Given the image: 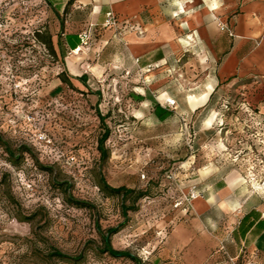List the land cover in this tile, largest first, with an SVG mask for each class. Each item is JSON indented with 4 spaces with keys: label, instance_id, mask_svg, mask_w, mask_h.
Here are the masks:
<instances>
[{
    "label": "rangeland",
    "instance_id": "374dc122",
    "mask_svg": "<svg viewBox=\"0 0 264 264\" xmlns=\"http://www.w3.org/2000/svg\"><path fill=\"white\" fill-rule=\"evenodd\" d=\"M67 21L46 0H0V264H264L261 248H233L236 220L206 237L195 211L203 189L233 177L234 198L264 218V75L212 88L190 48L145 66L100 26L64 55ZM110 229L132 259L105 252Z\"/></svg>",
    "mask_w": 264,
    "mask_h": 264
},
{
    "label": "crops",
    "instance_id": "0c3cea01",
    "mask_svg": "<svg viewBox=\"0 0 264 264\" xmlns=\"http://www.w3.org/2000/svg\"><path fill=\"white\" fill-rule=\"evenodd\" d=\"M46 1L58 13L67 12V23L71 22L75 28L65 30L58 38L64 55L77 49L79 54L84 28L89 25L101 27L107 13L114 12L121 20L135 23L123 38L130 61L140 57L145 66L168 62L172 65L186 46L201 58L202 66L214 73L216 83L209 85L212 88L224 80H234L253 72L264 75V0ZM212 94L213 91L203 104L211 100ZM235 184L236 180L229 177L202 190L205 196L196 200L195 211L204 216V227L197 223L198 228L208 237L209 229L216 226L213 228H217V235H222L228 232L227 225L231 226L236 220L238 224L232 228L230 237L233 248L250 247L252 251L261 248L264 251V232L254 239L255 224L264 218L258 208H249L250 197L240 201L234 198ZM239 210L241 216L237 219L233 214ZM213 214L216 220L212 219ZM194 248L200 256L208 254L201 244Z\"/></svg>",
    "mask_w": 264,
    "mask_h": 264
},
{
    "label": "built area",
    "instance_id": "2783aa9c",
    "mask_svg": "<svg viewBox=\"0 0 264 264\" xmlns=\"http://www.w3.org/2000/svg\"><path fill=\"white\" fill-rule=\"evenodd\" d=\"M134 22L132 20H121L114 12H109L106 15L104 23L101 25V28L110 29L115 32L118 31L120 35H124L127 30H130L134 27ZM96 26H92L88 30L82 31L80 35L81 45L87 46L89 41L92 39L93 33ZM163 107L165 109H176L178 107L177 101L172 97H167L164 101Z\"/></svg>",
    "mask_w": 264,
    "mask_h": 264
},
{
    "label": "trees",
    "instance_id": "16d2710c",
    "mask_svg": "<svg viewBox=\"0 0 264 264\" xmlns=\"http://www.w3.org/2000/svg\"><path fill=\"white\" fill-rule=\"evenodd\" d=\"M47 44H49V47L52 49V42L49 41ZM156 115L158 116V118L160 120H164L166 117H168L169 115H171V112H168L166 110H164L161 106H157L156 108ZM108 190H110L111 192L114 193H120L123 189H113L109 186L106 187ZM247 219V217H245L244 221ZM254 226V223L251 225V227ZM255 229H256V234L254 236V239L258 238L263 232H264V219L260 220L257 224H255ZM117 232L116 229H110L107 234L101 233L102 235V240L104 242V250L105 252H108L110 255L115 256V257H127V258H133L130 253L128 252H123V251H118L115 250L112 246L111 243V235L115 234ZM250 244V243H249ZM248 244V245H249ZM55 256H59V257H65L64 255H62L61 253H56Z\"/></svg>",
    "mask_w": 264,
    "mask_h": 264
},
{
    "label": "bare ground",
    "instance_id": "6f19581e",
    "mask_svg": "<svg viewBox=\"0 0 264 264\" xmlns=\"http://www.w3.org/2000/svg\"><path fill=\"white\" fill-rule=\"evenodd\" d=\"M80 50V49H79ZM78 51V49L76 51H74L75 54H77L76 52Z\"/></svg>",
    "mask_w": 264,
    "mask_h": 264
}]
</instances>
